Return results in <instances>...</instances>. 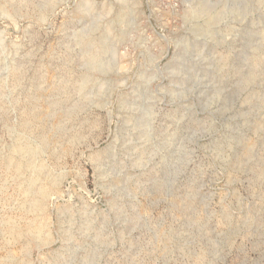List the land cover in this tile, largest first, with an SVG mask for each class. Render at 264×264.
<instances>
[{
    "label": "rangeland",
    "instance_id": "1",
    "mask_svg": "<svg viewBox=\"0 0 264 264\" xmlns=\"http://www.w3.org/2000/svg\"><path fill=\"white\" fill-rule=\"evenodd\" d=\"M0 264H264V0H0Z\"/></svg>",
    "mask_w": 264,
    "mask_h": 264
}]
</instances>
